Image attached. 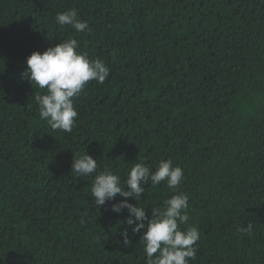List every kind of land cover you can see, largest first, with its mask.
<instances>
[{
  "label": "trees",
  "instance_id": "obj_1",
  "mask_svg": "<svg viewBox=\"0 0 264 264\" xmlns=\"http://www.w3.org/2000/svg\"><path fill=\"white\" fill-rule=\"evenodd\" d=\"M72 8L90 31L56 23ZM70 37L110 75L75 99L69 133L40 119L45 90L22 74ZM85 151L122 182L140 160L182 167L189 264H264V0H0V264H147L119 194L97 208L96 174L72 171ZM174 194L149 181L139 203L151 217Z\"/></svg>",
  "mask_w": 264,
  "mask_h": 264
},
{
  "label": "clouds",
  "instance_id": "obj_2",
  "mask_svg": "<svg viewBox=\"0 0 264 264\" xmlns=\"http://www.w3.org/2000/svg\"><path fill=\"white\" fill-rule=\"evenodd\" d=\"M56 23L71 26L76 32L90 31L88 22L79 18L78 10L72 8L57 13ZM33 85L45 90L37 93L35 101L39 106V116L46 121L53 131L71 132L76 124L78 110L75 99L90 81L104 83L110 75V68L99 57L92 59L87 52L80 50L79 41L69 38L48 47L45 51L36 50L27 58V69L22 74ZM97 159L88 152L74 156L72 171L79 176H92L98 170ZM184 178L181 166L174 165L172 159L160 160L153 171L152 166L140 160L134 163L126 178L105 167L95 175L91 186V195L95 207L104 206L106 202L121 200L112 204L113 212L128 210L126 224L134 233L141 232L147 264H189L196 259L195 245L200 238L199 229L190 225L181 229L189 220V195L180 190ZM151 181L152 186L166 182L175 194L163 202L162 207H152V215L141 206L139 201L145 193V185ZM134 198L136 203H130ZM253 224L240 230L251 234ZM123 245L128 247L132 241L127 230L121 233Z\"/></svg>",
  "mask_w": 264,
  "mask_h": 264
}]
</instances>
